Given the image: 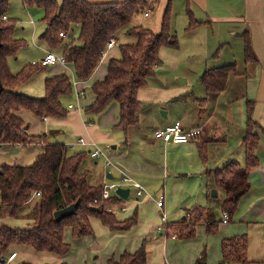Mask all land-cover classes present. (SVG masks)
I'll return each mask as SVG.
<instances>
[{"label": "crops", "instance_id": "crops-1", "mask_svg": "<svg viewBox=\"0 0 264 264\" xmlns=\"http://www.w3.org/2000/svg\"><path fill=\"white\" fill-rule=\"evenodd\" d=\"M56 1L61 3L62 0ZM87 1L104 3L122 0ZM1 6L8 20L14 19V25H22L21 28L14 26L13 39L21 38L27 42L15 57L7 59L12 74L18 73L26 65H33V62L38 63L48 52L63 56L65 44L69 42L65 40L70 34L62 39L59 47L49 48L42 39L46 25L42 21L41 9L27 7L23 0H0ZM167 8L170 17L173 13H180L186 19L183 26L186 41L182 47H178L177 43L161 49V64L156 68L154 76L147 78L146 86L137 92L140 101L137 126L129 128L126 133L113 129L118 122V105L114 102L97 115L92 123L86 121V116L79 112L94 101L91 86L105 79L109 60L119 56V51H116L118 40L121 37L127 40L129 37L121 34L89 79L78 81L72 64L55 63L40 66L16 89L22 95L41 98L46 78L68 75L74 82L73 94L64 98L63 103L67 108L70 104L75 108L65 118L40 119L27 111L20 112L19 115L29 126L28 134L40 136L42 142L27 146L0 144V167L2 164L8 165L6 163L14 157H21L23 161L13 164L30 165L46 144H64L75 152L87 154L95 145L104 152L105 157L92 158L88 155L84 160L82 170L87 171L91 185L101 186L106 179H118L122 174L142 184L145 192L141 197L134 194L130 196L131 190L128 197L120 198L116 206L126 207L125 211L115 213L117 221L135 219L129 229L111 230L97 218H90L94 235L82 238V250L89 253V256L84 254L86 258L83 264H106L111 258L118 260L123 253H135L142 245L146 249L145 264H194L203 251L206 253V264H217L218 261L226 264L222 263L221 242L242 231H245L242 235L247 238V250L249 237L248 264H264V249L260 247L258 253H255L253 247L254 237L258 236L261 242V225L264 223V0H154L148 16L141 14L140 20L135 19L134 22L141 25L143 19L150 18L153 12L164 14ZM189 16L194 23L191 28H188ZM244 33L250 37L256 62L245 61ZM170 35L176 41L171 29ZM24 50V54H27L25 64L21 60L17 61V56ZM226 65H233L235 71L230 72L224 90L215 94L207 93L199 82L202 74L206 69ZM79 92L83 93L82 99L76 98ZM249 104L252 105L251 119L258 125L253 133L258 137L255 154L259 164L248 174L250 190L239 201L235 214L240 216L242 207L250 204L254 198L259 197L261 200L251 206L247 214L238 217V221L246 223L247 229L232 230L226 227L230 222L228 218L226 223H223V219L219 220L224 224L219 226L220 232L208 233L207 221L198 220L200 213L204 215L209 210L207 180H211L214 187V171L232 160L230 156H225L224 163H215L213 169L212 163L208 162L207 149L211 151L210 146L213 144L226 143L241 146L245 150L243 139L246 135ZM176 121L181 122L185 129L200 128L201 137L186 144L164 143L154 139L155 130ZM51 130L52 133H49ZM61 132L64 138L48 141V135ZM79 139L84 143L80 144ZM32 149L34 151H30ZM105 159L112 163L108 170L104 165ZM242 159L245 165V152ZM219 192H215L216 195ZM162 194L165 201L163 209H160L156 200ZM38 197L33 196L23 209L24 212L32 208ZM163 211L170 222L185 220L195 223V237L182 240L157 232ZM0 224L25 229L29 221L5 218L0 219ZM66 228L71 232L69 227ZM231 231L233 234H229ZM10 253H16L13 263L68 264V254L58 256L37 253L28 246L10 247L6 255Z\"/></svg>", "mask_w": 264, "mask_h": 264}, {"label": "trees", "instance_id": "trees-1", "mask_svg": "<svg viewBox=\"0 0 264 264\" xmlns=\"http://www.w3.org/2000/svg\"><path fill=\"white\" fill-rule=\"evenodd\" d=\"M27 7H36L43 11L42 21L46 30L42 35L45 44L55 49L62 44L65 37L78 29L76 38L65 44L63 57L72 64L78 81L89 79L101 61V52L109 39H119L121 34L134 38L133 43L119 44V56L108 62L106 77L91 86L94 101L82 109L86 121L92 123L95 117L106 110L112 103L118 105V122L113 129L126 133L129 128L139 123L140 101L137 92L146 86V80L154 76L161 64L160 51L164 47L176 44L170 35V16L167 8L161 23V29L155 33L151 29L136 24L135 18L142 14L148 0H122L119 2L92 3L87 0H23ZM0 7V16L4 9ZM190 17L188 28L194 26ZM14 20L0 22V144L32 145L40 144L42 138L28 134L29 126L19 115L27 111L36 118H65L69 109L63 99L73 94V81L68 75L48 77L44 80V95L33 98L22 95L16 89L26 82L40 66L27 65L16 74H12L7 65L9 57H15L24 46L20 40L13 39ZM171 40V42H170ZM244 58L247 63L257 59L251 46L250 37L244 33ZM233 65L206 69L199 79L207 93H219L226 87ZM252 105L247 108L245 147V165L231 161L214 171V187L221 190L224 200L221 210L231 219L239 201L250 190L248 174L257 168L256 156L258 137L253 130L258 127L251 119ZM89 154L86 152L70 153L64 144H46L32 164L26 166L2 165L0 167V219H25L29 225L25 229H15L0 224L1 256L13 246H28L37 253H50L64 256L70 252V246L64 242L66 227L71 229L73 238L80 239L93 236L90 218H97L111 230H127L135 219L119 222L115 213L107 211L116 207L121 199L111 198L100 204L99 211H92L91 202L101 190L89 182L87 171L82 164ZM40 192L28 212L25 206L32 200L34 193ZM75 202L76 213L56 221L54 212ZM199 219L207 221L208 233H215L219 220L209 210ZM180 223V224H179ZM168 230L179 239L195 237V223L185 220L171 222ZM170 236V235H168ZM222 263L248 264L247 238L244 235L224 239L221 242ZM146 249L142 245L133 254L123 253L118 260L111 258L106 264H145ZM11 264H29L18 261ZM66 264V263H62ZM194 264H206L203 251Z\"/></svg>", "mask_w": 264, "mask_h": 264}, {"label": "rangeland", "instance_id": "rangeland-1", "mask_svg": "<svg viewBox=\"0 0 264 264\" xmlns=\"http://www.w3.org/2000/svg\"><path fill=\"white\" fill-rule=\"evenodd\" d=\"M164 13H165V11H164ZM162 15H164L162 12L160 14H158V12H153L151 14L150 18L145 19V20L143 19L141 25H143L144 27L149 28L153 32L157 33V32H159L160 27H161L162 18H163ZM182 16L183 15L180 13H173L170 17V21L172 20L171 21V28H170L171 34L176 36V44L175 45H177V43H178V47L179 46L182 47L183 43L186 41V40H184L185 34H183V33H184L185 27H183V26H184L185 22H187V21ZM140 18H141V14L137 15L135 19L138 21V19L140 20ZM19 19H20V17H19ZM9 20H12V19H9ZM16 26L18 28H21L22 25H15V27ZM13 31H14V29H13ZM77 35H78V30L76 28L72 32H70L69 37L65 41L66 42L71 41V39L76 38ZM127 38H128L127 40H124V37H121L118 40L117 45L123 44V43H133L135 41L134 38H132V37H127ZM23 40H25V39L21 40V38H20V41H22L23 43H27V42H24ZM172 46H174V45H172ZM168 47H171V46H168ZM168 49L170 51H174L173 48H168ZM116 51H119L118 46L116 48ZM24 53H25V50L20 55L17 56L18 57L17 61L21 60L25 64L27 62V61H25V60H27L26 59L27 54H24ZM22 69H20V70H22ZM79 112H80V115H82V112L81 111H79ZM62 138H64L62 132L60 134H56V135H48V137H47L48 141H53V140L57 141V139H62ZM103 148H105V147H103ZM210 148L212 149L211 151H210V149H207L208 154H209V159H210V160H208V162L212 163L213 169L215 168L214 167L215 163L216 164L224 163L223 160H224L225 156H227V158L231 157L230 160H232V161H234V159H235L236 160L235 162L239 163V165H241V166H244V160L242 158L244 156L245 150H243L244 149L243 147H241V146L237 147L236 145H233V144L224 143V144H213L212 146H210ZM69 149L71 150L70 151L71 154L77 153L73 150V148H69ZM30 151H34V149H32ZM22 161H23V159H21V157H18V158L14 157L12 161H10L9 163H6V164L10 165L11 162L13 164L14 162L19 163ZM207 184H208V187H207L208 188L207 189V191H208V207H209L210 211L215 214V218L217 219V221L222 220L224 217V214L221 211L220 204L223 201L224 194H223V192H219V190H217L216 188H214L211 185V180L208 179ZM213 191L219 192V193L216 196H213V194H212ZM133 192L134 191L132 190L130 196H133V194L135 196V193H133ZM243 199H245V198H243ZM260 200H261V198H259V197L254 198V200L250 204H246L245 206H243L242 207L243 212L241 213V215L239 216V214L236 213L232 217V219H230V222L228 223V225H226V227H229L232 230H234V229H236V230L237 229H240V230L247 229L246 223L243 221H238V217L240 218V217L244 216L245 214H247L250 211L251 206L255 205ZM171 222H173V221H171ZM221 225L223 226L224 224H222V222L219 221V224L217 226L218 232H220L219 226H221ZM65 230H67V231H65V243H67L70 246V252L68 253V256H67L68 264H83L84 260L86 258L84 254H86V256L87 255L89 256V253H88V251L85 252L84 250H82V238H81V240H77V239L73 238L72 233L67 228ZM235 232H237V231H235ZM242 233H245V231H242L241 233H237L233 236H240V235H242ZM215 234H217V233H215ZM229 234H233L232 231ZM261 234H262L261 242L259 241L258 236L254 237V240H253V245H254L253 247H254L255 253H258L257 250H259L260 247L264 249V223H262V225H261ZM248 250H249V237H248ZM248 250H247V253H248ZM247 257H249V254H247ZM91 258L93 259V256H90V259ZM34 262H36V261H34ZM220 263H221V261H218L217 264H220ZM226 264H236V263H226ZM249 264H251V263H249Z\"/></svg>", "mask_w": 264, "mask_h": 264}, {"label": "built area", "instance_id": "built-area-1", "mask_svg": "<svg viewBox=\"0 0 264 264\" xmlns=\"http://www.w3.org/2000/svg\"><path fill=\"white\" fill-rule=\"evenodd\" d=\"M154 4V0H148V5L143 11V16H148L150 10L152 9ZM7 17L5 15L0 16V22L6 21ZM60 37L65 38V35L63 33L59 34ZM116 44L115 39L111 38L107 42L106 48L103 52H101V59L105 58L107 51L114 47ZM55 63H66L63 56H58L52 52H48L38 63L33 62V65H39V66H47L52 65ZM74 84V82H73ZM77 99L83 98V93L79 92L76 93ZM75 107L74 105L70 104L68 105L69 111L73 110ZM202 135V130L200 128H189L185 129L181 122L176 121L172 125H169L163 129H157L154 131V139L162 141L164 143H173V144H186L190 141L199 139ZM78 142L80 144H83V140L79 139ZM93 149L89 151V155L92 158H102L105 157L104 152L93 145ZM105 168L108 170L112 167V163L105 159L104 162ZM119 188H128L129 191L133 190L135 192L136 197H141L145 190L141 183H139L134 178L128 176V175H121L118 179H106L103 184H101V190L99 195L94 198L91 202L92 207L98 208L100 210V204H103L106 201H109L113 197L121 198L117 193L116 190ZM35 196H40V192H35ZM164 201L165 196L159 195L158 199L156 200V205L158 208L163 209L164 207ZM126 207L124 206H118V207H108L107 211L112 213H119L125 211ZM228 220V216L226 213H224L223 217V223H226ZM160 225L156 228V231L164 234V235H170L172 238H176V234L168 230V225L171 223L168 219V216L163 211L160 216ZM16 253H10L5 258H2L1 256V249H0V264H11L15 258Z\"/></svg>", "mask_w": 264, "mask_h": 264}, {"label": "water", "instance_id": "water-1", "mask_svg": "<svg viewBox=\"0 0 264 264\" xmlns=\"http://www.w3.org/2000/svg\"><path fill=\"white\" fill-rule=\"evenodd\" d=\"M171 42V40H170ZM1 83H0V92H1ZM52 133V130L49 132ZM108 178H110V175H107ZM116 193L122 198V199H126L128 197V193H129V189L128 188H119L116 190ZM213 196H216L215 191L212 192ZM78 203L75 202L74 204H71L63 209L57 210L54 212V218L56 221H60L61 219L65 218V217H69L73 214L76 213V209H77ZM92 211H99L98 208H91Z\"/></svg>", "mask_w": 264, "mask_h": 264}]
</instances>
